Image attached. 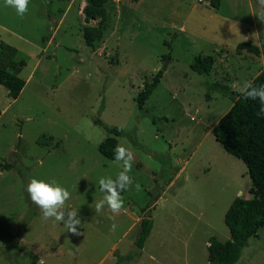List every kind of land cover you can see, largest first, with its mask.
I'll return each mask as SVG.
<instances>
[{
    "label": "rangeland",
    "instance_id": "obj_1",
    "mask_svg": "<svg viewBox=\"0 0 264 264\" xmlns=\"http://www.w3.org/2000/svg\"><path fill=\"white\" fill-rule=\"evenodd\" d=\"M95 1L29 0L20 17L0 0V41L17 49L25 81L15 99L0 85V264H206L209 238H229L223 216L233 198L252 196L245 164L211 132L232 97L212 91L207 98V81L240 93L264 70V7L258 0H219L217 8L211 0H106L102 36L90 47L83 28L100 17L85 9ZM241 41L259 54L237 49ZM196 55L213 57L208 75L191 69ZM164 64L139 108L143 83ZM118 144L133 153L134 183L121 193L119 214L107 205L97 214L105 195L99 179L122 170L107 157ZM33 178L71 193L66 207L79 212L80 235L43 219L26 192ZM147 212L152 226L137 250ZM257 233L233 264H264V226Z\"/></svg>",
    "mask_w": 264,
    "mask_h": 264
},
{
    "label": "trees",
    "instance_id": "obj_2",
    "mask_svg": "<svg viewBox=\"0 0 264 264\" xmlns=\"http://www.w3.org/2000/svg\"><path fill=\"white\" fill-rule=\"evenodd\" d=\"M105 2L106 0H96L94 5L85 9L87 17H100L98 25H87L83 28V39L87 46L93 47L94 42L100 40L102 36L101 24L105 20V11L102 5ZM210 3L212 7L217 8L219 0H211ZM97 7H99L98 12ZM236 48L255 55L259 54V47L249 41L237 43ZM16 54L17 49L14 46L0 41V85L13 99L19 95L25 84L24 79L18 75L23 61H16ZM212 65L213 57L211 55H196L192 60L191 69L198 74L208 75ZM161 74L162 70H158L150 82L143 83L142 89L136 96L139 108H142L145 100L156 87ZM250 81L255 86L264 85V70H261ZM212 91H220L231 96L233 100L228 111L212 127L213 137L228 154L245 164L251 180L249 192L252 196L249 198L234 197L224 212L223 219L229 230V238L220 241L215 236H211L207 244L206 264H233L239 259L247 240L250 237H257L259 228L264 226V115L259 114L261 105L258 100L246 99L241 92L234 93L227 85L207 81L205 96L208 98ZM94 122L103 126L112 135H123V130L120 127H108L99 119H95ZM107 157L114 159V154L107 155ZM3 166L8 168L11 167V164ZM151 226L152 219L147 212L139 223L138 235L135 240L137 250L142 248ZM134 257L135 255L129 257L128 260Z\"/></svg>",
    "mask_w": 264,
    "mask_h": 264
},
{
    "label": "clouds",
    "instance_id": "obj_3",
    "mask_svg": "<svg viewBox=\"0 0 264 264\" xmlns=\"http://www.w3.org/2000/svg\"><path fill=\"white\" fill-rule=\"evenodd\" d=\"M258 4L264 7V0H258ZM29 0H4V6L14 8L17 15L23 17L28 11ZM264 20V17H260ZM246 99L258 100L260 115H264V85L255 86L251 81H245L240 89ZM114 160L122 162V170L116 178L101 177L98 181L100 190L105 193L104 197L95 203L94 211L99 214L107 205L113 214H119L124 207V198L121 193L128 191L133 186V177L129 175L132 171L133 153L123 145H117L114 149ZM139 190V184L135 185ZM26 192L30 200L42 213L44 220H52L53 223H62L66 230L73 235H80L81 218L79 212L66 207L71 193L55 180L47 182L42 179L33 178L26 186ZM110 219L114 217H109ZM116 225H112L115 231ZM38 264H44L39 259Z\"/></svg>",
    "mask_w": 264,
    "mask_h": 264
},
{
    "label": "water",
    "instance_id": "obj_4",
    "mask_svg": "<svg viewBox=\"0 0 264 264\" xmlns=\"http://www.w3.org/2000/svg\"><path fill=\"white\" fill-rule=\"evenodd\" d=\"M165 69V64L162 66V69L161 70H164Z\"/></svg>",
    "mask_w": 264,
    "mask_h": 264
},
{
    "label": "built area",
    "instance_id": "obj_5",
    "mask_svg": "<svg viewBox=\"0 0 264 264\" xmlns=\"http://www.w3.org/2000/svg\"><path fill=\"white\" fill-rule=\"evenodd\" d=\"M199 1H202V0H199Z\"/></svg>",
    "mask_w": 264,
    "mask_h": 264
}]
</instances>
